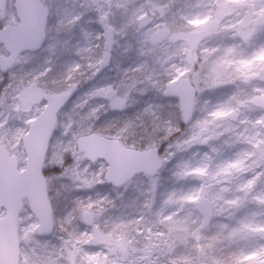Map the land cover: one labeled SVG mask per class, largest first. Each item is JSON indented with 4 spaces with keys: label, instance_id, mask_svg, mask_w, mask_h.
I'll use <instances>...</instances> for the list:
<instances>
[{
    "label": "clouds",
    "instance_id": "clouds-1",
    "mask_svg": "<svg viewBox=\"0 0 264 264\" xmlns=\"http://www.w3.org/2000/svg\"><path fill=\"white\" fill-rule=\"evenodd\" d=\"M154 5L165 10L163 17L153 12ZM3 6L0 23H7L15 4L3 0ZM42 6L47 10L42 42L19 52L0 50V149L24 151L29 121L40 116L52 95L60 104L56 144L70 162L64 174L49 178L46 217L31 205L15 210L17 264H85L80 253L98 254L92 264H105V255L115 264L117 251L109 250V241L115 246L120 237L133 254L127 264H172L181 242L175 233L169 238L168 222H161L158 213L163 210L166 217L183 209L176 218L195 224L187 215L194 206L180 200L187 194L171 188L172 182L183 179L195 192L218 184L225 176L221 169L230 163L240 162L229 173L240 184L264 171V124L257 123L264 119V108L245 102L264 85L254 84L242 95L229 67L222 71L223 82L214 83L209 68L218 56L208 53L205 59L204 52L242 43L227 38L238 37L233 25L247 28L264 20L258 0H202L200 14L223 10L220 31L204 40L193 60L178 41L163 68L145 34L173 20L184 29L183 17L189 14L181 0H42ZM255 26L252 42L264 37V24ZM217 37L225 39L216 44ZM178 72L191 89L190 108L168 91ZM34 91L45 95L32 99ZM259 95L264 97V91ZM220 110L229 114L214 115ZM93 139L135 152L152 149L163 164L151 175L140 171L116 184L88 155L86 143ZM201 167L206 173L195 171ZM173 193L174 202L165 204ZM86 208L94 213L92 223L84 219ZM116 259L125 264L123 254Z\"/></svg>",
    "mask_w": 264,
    "mask_h": 264
},
{
    "label": "snow or ice",
    "instance_id": "snow-or-ice-1",
    "mask_svg": "<svg viewBox=\"0 0 264 264\" xmlns=\"http://www.w3.org/2000/svg\"><path fill=\"white\" fill-rule=\"evenodd\" d=\"M258 6L260 8V15L264 16V0H258ZM39 7L40 15L38 17L32 18L25 14H21L12 22L13 27L11 29H9L8 24L0 27V41H3L6 48L19 52L23 51L26 46L35 47L42 42L47 24V10L44 9L42 5ZM253 7H257V4H254ZM157 10H159L161 17L165 15V10L163 8L154 5L153 12L155 13ZM222 12V9L218 10L215 16L212 14L205 15L200 13L187 15L183 17V19L186 20L187 25L182 30H176L168 23L157 25L156 30L145 34V43H150L151 45L156 46L165 39L173 42L182 41L181 50L189 56V60H193L195 57L192 56V53L202 47L204 40L220 31V17ZM256 24H264V20L255 21L247 28L233 25V30L242 43L251 45L257 32ZM204 52L205 59L208 58V53H212L213 56H218V58L211 61L209 68V74L216 77L214 83H222L221 75L223 69L233 64H237L235 71L239 73L245 81L249 80L250 77H257L264 80V45H259L253 50V52L248 54L247 58L240 59L239 61L231 59V57L237 54L236 45L225 48H205ZM171 58V56H168V60H171ZM182 75L183 73L178 72L173 79L169 80L168 91L178 95L185 107L190 108L193 102V97L187 82L182 81ZM262 91L264 90L256 89V92L258 93ZM44 95L43 92L39 91L29 93V96L32 99H39ZM48 101L49 102L46 103L42 109L40 116L37 119L29 121L32 125L29 136L39 133L41 131V125L47 121L46 135L49 143V151L45 153V159L48 160L53 154L58 155V167L61 169L58 175H62L65 173V165L69 162L66 156L61 152L56 153L55 149L52 148L53 137L56 136V113L60 104L58 102V97L52 95L48 96ZM245 102L259 104L264 108V97H261L260 95L252 96L250 100ZM228 114L229 113L226 110H220L214 113L216 116H226ZM257 123L264 124V119ZM101 143L103 144L101 150L88 151V155L93 161L99 163L100 173L103 175L106 171L107 179L116 184L122 183L140 171L151 175L163 164V161L159 159L152 149L143 152H135L116 142L106 143L101 141ZM239 163L240 162L226 165L221 169V173L229 174L232 169L237 168ZM195 171L204 174L206 173V168H196ZM2 180L3 177L0 176V182H2ZM100 182L103 183V180ZM260 184H264V171L255 172L250 178H247L244 183H241L238 186L237 192L244 193L243 197L235 196L234 198H228L225 195V193L229 191L227 188H222L214 195H210L205 191L204 187H201L198 193L182 195L180 197L181 201L194 202L195 206L198 207L203 214L202 222H200L199 226L195 228H193L192 224L186 219H177L176 217L179 216L178 212H174L173 214L164 217L163 210H161V213H158V215L162 216L161 222L164 220L168 222L167 235L169 238L175 233L179 237L180 242L185 245L190 242V238L195 241L192 243L191 258L177 255L172 264H206L209 255L208 250L215 246V242L220 239V236L225 230H227L230 238L244 235L249 238L258 236L259 238L264 239V226L256 225L249 221H241V226L236 228H230L228 224L221 225V232L211 237L210 242L207 244L201 243V230L214 215L222 214L224 212L225 204L229 206H240L246 202L247 197L250 195L252 201L260 206H264V190L259 192L256 191ZM153 187L155 188V184ZM174 198L175 193L169 196L168 200L165 201V204L174 202ZM221 201H223V203H220ZM33 208L42 217H46L47 213L50 211L48 208L47 212H43L37 204H33ZM84 219L86 222L92 223L94 213L87 208L84 209ZM148 231L151 232L152 229L149 228ZM159 235L163 237L165 233H160ZM109 250H119L127 255L129 249L127 244L123 242V237H120L115 243V246H113L111 240L109 241ZM144 252L145 259H149L151 245L146 246ZM84 255L89 264L98 260V254L84 253ZM105 264H109V261H107L106 258ZM212 264H224V261L214 260ZM232 264H264V246L251 248L247 252H240L238 256L234 257Z\"/></svg>",
    "mask_w": 264,
    "mask_h": 264
},
{
    "label": "rangeland",
    "instance_id": "rangeland-1",
    "mask_svg": "<svg viewBox=\"0 0 264 264\" xmlns=\"http://www.w3.org/2000/svg\"><path fill=\"white\" fill-rule=\"evenodd\" d=\"M184 2V6H187V9L185 10L187 14L189 15H195L198 14L197 8L202 3V0H182ZM14 3L15 0H12ZM153 3H159L161 0H152ZM16 11L14 10L7 23H0V27H3L5 24H12V22L17 19ZM170 25L176 29L180 30L177 25L175 24L174 20ZM222 37H217L215 40L216 44H221L223 42ZM230 41L236 42L239 41V37H228ZM264 40V37H259L256 39L255 42H252L251 45L247 43H237V54L231 57L234 61H239L240 59L247 58L248 54L253 52V50L259 46L260 41ZM178 42V41H177ZM177 42H173L170 40H166L160 45L152 46L150 43H148L153 50L158 53L159 60H160V66L163 68V66L166 63L167 55L169 54L171 47L176 44ZM209 43H212V41H209ZM47 44V41L45 42ZM5 49L2 44H0V50ZM237 67V64H233L229 66L230 71L233 72L234 77L236 78V83L240 85L241 88V94L245 95L248 92L252 91V85H264V80L259 79L257 77H250L249 80L245 81L243 77L235 71V68ZM258 89V87H257ZM256 95H259L258 92H256ZM247 99H251L250 97H247ZM147 102V101H146ZM57 135V133H56ZM203 150H207V146H200ZM52 148L55 149L56 153H59V149L56 144V136L53 137L52 142ZM17 160V167L18 169L22 170L26 166V159H27V153L24 149L22 153H11ZM68 162H70V158L66 157ZM59 163V157L58 155L53 154L48 160L45 159L44 166H43V172L44 176L47 180V183L49 185V178L56 176L59 174L61 169L58 167ZM240 185L238 179H233L231 177V174H225L224 178L220 179L218 184H214L210 190H205L210 195H214L216 192H218L222 188H227L229 191L225 193V195L228 198H234L235 196H241L243 197L244 193L237 192V188ZM98 190H105L103 186H97ZM171 188H175V190L178 193L181 194H190V193H198L197 191H192L190 186L183 180V179H176L171 184ZM170 188V190H171ZM261 190H264V184H260L256 191L259 192ZM190 205H193L194 207H190L187 209V215L191 217V219L195 220V224H192V227L195 228L199 226V223L202 222L203 216L202 214L197 210V207L195 206L194 202H187ZM220 203H223L221 201ZM28 200H24L23 207L28 208L29 207ZM224 212L222 214L214 215L211 221V224L207 228H203L201 230L202 240L201 243L207 244L210 242L211 237L217 235L221 232V225L228 224L230 228H236L241 226V221H249L256 225H262L264 226V206H260L256 202L252 201L251 196L249 195L247 197V200L245 203H243L240 206H229L227 204L224 205ZM31 210V208H29ZM5 212H3L4 214ZM179 215H183L184 211L181 210V212H178ZM198 217V218H197ZM194 240H191L190 242L185 245L183 243H180L179 246L175 249L174 258H176L177 255H182L191 258L192 253V243H194ZM258 246H264V239L259 238L258 236H253L251 238L241 235L236 238H230L228 236L227 230L223 232V234L220 236V239L215 242V246L212 249L208 250V258L206 264H212L214 260H222L224 261V264H232V261L235 256H238L240 252L244 251L247 252L251 248H255ZM91 254V253H89ZM123 254L125 257V264H127L128 261L132 260L133 254L130 253V250H128V254L125 255L124 253L117 250L116 253L113 254L112 259H115V264H121L119 259H116L118 255ZM78 256L87 264V259L84 255V253L78 254ZM105 258L107 261H109L110 257L105 255Z\"/></svg>",
    "mask_w": 264,
    "mask_h": 264
},
{
    "label": "water",
    "instance_id": "water-1",
    "mask_svg": "<svg viewBox=\"0 0 264 264\" xmlns=\"http://www.w3.org/2000/svg\"><path fill=\"white\" fill-rule=\"evenodd\" d=\"M40 5L42 0H16L15 2L18 16L25 14L32 18L40 15ZM0 13L1 16L5 14L3 0H0ZM8 26L11 29L13 24ZM0 43L4 44L3 41ZM27 48L33 47L26 46L25 49ZM46 130L47 121L41 125L39 133L29 136L31 132L29 131L25 135L24 147L27 152V162L23 170L18 169L17 160L11 153L0 149V176L3 177L0 182V264H17L15 210L23 206L24 199H28L32 207L33 204H37L43 212L48 211V187L42 172L45 153L49 151ZM86 148L88 151H99L103 148V144L93 139L86 143ZM3 209H7V213L1 216ZM197 210L200 212L198 207ZM211 219L204 228L210 225Z\"/></svg>",
    "mask_w": 264,
    "mask_h": 264
},
{
    "label": "trees",
    "instance_id": "trees-1",
    "mask_svg": "<svg viewBox=\"0 0 264 264\" xmlns=\"http://www.w3.org/2000/svg\"><path fill=\"white\" fill-rule=\"evenodd\" d=\"M182 1V0H181Z\"/></svg>",
    "mask_w": 264,
    "mask_h": 264
}]
</instances>
